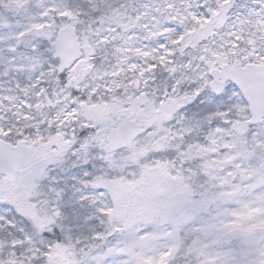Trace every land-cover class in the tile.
Here are the masks:
<instances>
[{
	"label": "snow or ice",
	"instance_id": "1",
	"mask_svg": "<svg viewBox=\"0 0 264 264\" xmlns=\"http://www.w3.org/2000/svg\"><path fill=\"white\" fill-rule=\"evenodd\" d=\"M0 264H264V0H0Z\"/></svg>",
	"mask_w": 264,
	"mask_h": 264
}]
</instances>
